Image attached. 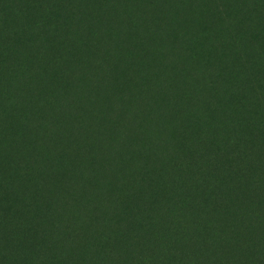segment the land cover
Masks as SVG:
<instances>
[{
	"label": "rangeland",
	"instance_id": "obj_1",
	"mask_svg": "<svg viewBox=\"0 0 264 264\" xmlns=\"http://www.w3.org/2000/svg\"><path fill=\"white\" fill-rule=\"evenodd\" d=\"M148 1L134 0V5ZM119 3L0 0V264H87L86 245L80 249L63 246L68 242L67 230L53 231L55 218L40 205L44 202L43 185L19 174L18 166L29 161L15 157L17 135L22 134L34 149L38 140L20 124L11 99L15 91L22 90L20 75L26 66L35 64L39 71L41 65L53 60L52 54L45 55L47 48L41 54L35 48L41 36L39 28L47 32L43 36L56 50L57 35L62 41L73 42L68 41L73 32L69 19L74 17L77 23L92 27L106 21L112 28L125 9ZM149 4L160 18L152 22L173 24L171 31L177 37L193 31L201 38L193 51L203 76L190 85L185 79L183 87L176 82L170 91L185 96V105L196 94L203 99L205 93L216 102L208 127L182 117L180 109L169 114L172 131H189L192 146L187 144L183 151L179 179L163 180L151 190L163 213L172 207L174 197H185L183 204L170 211L171 217L161 215L158 220L167 233L174 229L179 237L174 254L163 264H227L226 254L236 251L248 258L244 262L235 259L233 264H264V234L257 239L254 234L264 229V0H152ZM77 34L73 32L74 37ZM155 41L163 43V38ZM56 54L60 55V49ZM149 55L142 46L135 57L144 62ZM187 71H182V78ZM55 76L64 84L66 75ZM51 80L49 77V84L54 82ZM157 120L150 128L160 131ZM126 192L130 213L146 216L148 209L140 206L130 188ZM259 213L263 216L258 217ZM233 217L238 222L230 227ZM250 228L253 234H248Z\"/></svg>",
	"mask_w": 264,
	"mask_h": 264
},
{
	"label": "trees",
	"instance_id": "obj_2",
	"mask_svg": "<svg viewBox=\"0 0 264 264\" xmlns=\"http://www.w3.org/2000/svg\"><path fill=\"white\" fill-rule=\"evenodd\" d=\"M116 1L125 9L112 28L106 21L92 27L73 17L69 29L77 36L71 32L68 41L73 42L67 43L57 35L56 50L43 36L47 32L39 28L35 48L38 54L47 48L45 55L52 54L53 60L39 71L35 64L26 66L20 75L22 90L11 99L20 124L38 140V147L34 149L18 134L15 157L29 161L18 166L19 174L43 185L40 205L54 216L55 234L67 230L68 242L60 245L79 249L86 245L87 264L103 259L102 264H163L174 254L179 237L174 229L167 233L158 220L161 215L171 217L170 211L183 204L185 197H174L172 207L163 213L151 190L163 180L179 179L183 151L187 144L192 146L189 131H172L169 114L180 109L182 117L208 127L216 102L205 93L203 99L196 94L185 105V96L170 91L176 82L183 87L185 79L190 85L203 76L193 51L200 36L185 31V37H177L171 31L173 24L152 22L160 20L151 9L152 0L135 5L134 0ZM132 37L136 42L132 43ZM159 37L163 43L155 41ZM142 46L150 55L138 62L135 56ZM59 49L60 55H54ZM57 74L66 75L64 84L55 80ZM156 117L160 131L150 128ZM128 188L148 209L146 216L130 213ZM232 221L230 227L238 222L234 217ZM260 233L264 229L254 233L256 239ZM247 258L237 251L226 254L227 264Z\"/></svg>",
	"mask_w": 264,
	"mask_h": 264
}]
</instances>
